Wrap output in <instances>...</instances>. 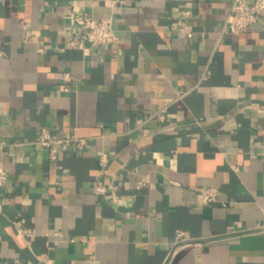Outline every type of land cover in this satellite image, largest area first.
Wrapping results in <instances>:
<instances>
[{
  "label": "crops",
  "instance_id": "0c3cea01",
  "mask_svg": "<svg viewBox=\"0 0 264 264\" xmlns=\"http://www.w3.org/2000/svg\"><path fill=\"white\" fill-rule=\"evenodd\" d=\"M231 2L0 0V264H264V18Z\"/></svg>",
  "mask_w": 264,
  "mask_h": 264
},
{
  "label": "built area",
  "instance_id": "2783aa9c",
  "mask_svg": "<svg viewBox=\"0 0 264 264\" xmlns=\"http://www.w3.org/2000/svg\"><path fill=\"white\" fill-rule=\"evenodd\" d=\"M261 18H264V0H232L224 20L223 29L232 32L242 31ZM74 19L80 27L79 32L74 36L75 39H83L91 46L100 43H110L116 40V35L109 17L95 19L88 14H78ZM69 140L70 137H52L45 127L41 128L39 136L37 137V142L48 148L50 158L55 156L58 144ZM259 155L264 160V148L259 150ZM99 160L104 162L106 160V154L101 153L99 155ZM6 179L7 172L4 168L0 167V185L3 184ZM103 191L104 187L101 183L94 186L95 193H102ZM196 192L197 200L202 204L210 203L216 199L214 191L209 188L197 189ZM177 240V242L180 243L187 239H184L182 233H178ZM191 242H196V240L193 241L191 239Z\"/></svg>",
  "mask_w": 264,
  "mask_h": 264
}]
</instances>
